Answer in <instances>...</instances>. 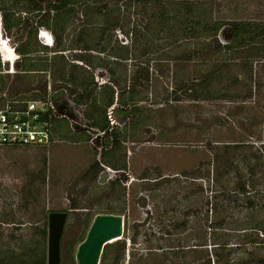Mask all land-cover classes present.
I'll list each match as a JSON object with an SVG mask.
<instances>
[{
  "label": "rangeland",
  "instance_id": "1",
  "mask_svg": "<svg viewBox=\"0 0 264 264\" xmlns=\"http://www.w3.org/2000/svg\"><path fill=\"white\" fill-rule=\"evenodd\" d=\"M165 1L174 7L176 2L196 1L198 6L209 2L211 5H207L219 20L243 18L264 25V0ZM102 2L111 9L109 15L114 11L112 18L121 15L125 23L131 20L139 27L147 24L149 12L137 9L128 1L123 4L119 0ZM8 7L16 18L22 17L19 27L5 28L3 18ZM74 8V17L63 34L64 43L71 50L68 55L73 54L72 49L77 46L78 34L89 32V37L95 38L91 43L93 57L101 53L99 44L107 46L110 57L117 52L122 57L116 66L119 91L124 90L126 94L133 91L140 111L130 112L127 123L118 125L116 130L121 140L111 161L112 167L102 163L95 132L86 136L63 127L46 146L0 145V255L18 259L29 253L35 241H44L45 229L48 251V215L52 211H67L61 256L70 258L72 248L78 247L87 231L85 213L89 211L95 216L105 213L107 208L125 206L123 236L110 243H120L122 247L125 244L120 264H203L206 256L220 242L226 241L228 251L233 252L232 258L244 259L245 253L253 248L245 236L243 240L241 237L250 229L232 237L228 230L212 228L208 216L223 200L224 189H228L225 193L229 194L232 204L238 206L244 202L243 195L237 194L235 188L238 182L249 183L245 180L249 172L236 162L245 158L250 165L256 160L264 165V40L261 38L254 46L235 48L218 57L209 38L204 39L206 49L200 50L204 40L187 39L181 30L172 37L174 29L159 35L142 29L126 40L125 33L116 28L114 35L112 31L99 38L95 33L98 24H82L85 5L78 4ZM118 8L122 9L121 13ZM34 13L28 11L24 1L0 0V31L3 30L11 45L21 48L30 43V31L37 28L39 20L33 18ZM177 22H171L170 26ZM116 34L123 37L126 50L119 47L121 43L114 42ZM151 39L159 40L155 41L159 50L156 45V49L145 45ZM220 40L225 44L231 38L225 33ZM37 41L42 46L38 36ZM31 42L33 48L40 47L34 39ZM147 46V54H144ZM209 56L215 61L212 74L220 87L216 95L221 92L223 97L211 99L206 95L194 100L188 95L192 90L184 86L198 80ZM19 61L15 65H3L0 56V79L5 87H0V107L12 99L31 100L33 97L23 98V95L30 96L33 90L44 85L47 89L49 84L53 87L59 81H70L52 72L54 67L50 73H22L17 68ZM70 73L71 67L67 66V76ZM96 78L106 83L107 72L96 70ZM102 83L93 86V93H103ZM120 98L115 94L114 102ZM134 119H141L136 130L128 126ZM242 143L244 147L240 146ZM223 156L228 158L229 165L230 158L235 156L233 163L236 164H232L239 170L229 169ZM124 163L127 174L118 176L114 167ZM116 177H125L124 203L119 200L124 186L114 184ZM259 177L257 190L260 191L253 193V197L264 204L262 172ZM72 205L78 207L71 209ZM228 223L234 225L233 220ZM243 225L249 227L250 224L245 221ZM258 236L254 239L264 234ZM108 249L109 255L114 256L113 249Z\"/></svg>",
  "mask_w": 264,
  "mask_h": 264
},
{
  "label": "trees",
  "instance_id": "2",
  "mask_svg": "<svg viewBox=\"0 0 264 264\" xmlns=\"http://www.w3.org/2000/svg\"><path fill=\"white\" fill-rule=\"evenodd\" d=\"M19 1H24L28 11L35 12L33 18H38L39 20L37 21V28H34L35 30L30 31V43H27L21 48H17L18 52L22 55V61H20L17 65L18 70L22 73L27 74L30 72H51L52 67H54V71L52 72L59 74L62 78L69 79L74 84L80 85L85 89L89 87L90 105L88 108V115L90 116V118L93 119L94 126L100 128L101 130L107 131L109 130V128L112 127L108 115V107H110L114 103L115 94L120 95L121 98L119 99V102L123 103L124 105L130 104L132 106L133 113H139L140 107L135 102V100L137 99V95L133 91H128L127 94L124 92V90L119 91L120 83L117 79L118 69L116 66L119 63L118 59L122 57H120L117 52L116 55L113 54L111 57L107 55L109 53L107 52V46H102L101 44H99L101 53H98V56H96L98 61L96 62L92 59L88 62V64L93 67H96V65L98 64H100V66L103 65L111 76L109 83L103 86V93H101L100 95L93 93V91L95 90V88L93 87L95 85L93 75L89 76L85 74L86 71H80L78 66L72 65L71 61H69V59L67 58V55H64L63 53H57L53 55L50 54L51 51L63 52L68 50V47L64 43L65 39L63 37V34L65 33L68 24L72 21L74 17V7L76 5H85L83 15L84 19L82 21L83 25H99L98 28L95 27V33L99 38L102 37L104 33H108L107 35H109V33H111L112 31L114 35V33H116V28L121 33H125L124 36L127 35L126 37H128L130 34L134 35L136 32H142V29L149 30L148 34L156 33L158 35L162 33H167L168 30L174 29L172 35V37H174L177 36V34L179 33L178 30H181V33H184V36H186L187 39L195 38L201 41L206 38H209L208 40L211 41L210 44L214 52H216V56L218 57H221L222 54H226V52H231L235 48L254 46L258 44V42H260L261 38L264 40L263 24L256 23L254 21L243 18L227 21L219 20L214 16V10H212V7L209 8L208 5H211V3L209 4V2L199 4L200 7L198 6V2L196 1L191 3L176 2L174 3V7V5H168L167 1L165 0H119L120 4L121 2L123 4L124 1H128L134 7H137V9H140L141 11H144L146 13L149 12L147 24H145V26L142 25L139 27V25L135 24V22H131V20L125 23L121 15H119V17L117 16L112 18L114 11L112 15H109L111 9L108 8L109 6L107 4H102L103 0H62L60 4H51L49 7H44L37 0ZM90 1L92 3H89ZM122 9L118 8V13H121ZM5 11L6 12L4 13L3 18L5 28L12 29L14 27H19L23 20L22 17L16 18V14L11 7H8L7 9H5ZM186 18H189V21H186ZM173 21H178L177 25L170 26V23ZM24 22H26V24L29 23V21L26 20ZM27 26L28 25H26V27ZM40 26H45L53 32L57 41L55 48L50 49L47 46H41L38 43L37 30ZM127 26L129 27L128 29H126ZM223 27L227 28V38H231V41L225 44H223L219 38V32ZM89 33H79L77 40L84 41L88 44L90 43L87 48L89 47V49L94 50L93 44L91 43L92 40H95V38H93L92 36L89 37ZM32 39H34L35 44L37 43V45H40L39 48H33V43L31 42ZM115 41L119 44L121 43L119 47L126 50L127 44L123 43V41H120L117 38V34L116 39H114V42ZM155 41L159 40L153 41L151 39L147 41L145 45L150 44L148 46L152 45L154 49H156V45L157 50H159L158 45L157 43H155ZM203 42V44L198 49L203 50L205 48L206 41L204 40ZM107 45L109 46L108 43ZM148 46L146 47V52H144V54H147L149 48ZM188 54L190 55L191 53ZM208 58L209 59L204 62L205 71L201 74L200 77H198V80H194L190 85L186 84L184 86L187 87L188 90H192V93H188V95L194 100L206 98V95H209L211 99H218L221 96V92L220 95H216L220 91V87L218 86V80L215 78L216 76L212 74L215 68V61L210 59V56ZM67 66H71V73L68 76L66 74ZM1 67L2 64L0 62V72L2 71ZM0 81L2 80L0 79ZM0 87L5 88L3 86V81ZM45 96L46 92H43L42 95H23V98L33 97V99L36 100L39 98L42 99ZM13 100L14 99H12L11 101ZM140 121L141 119H134L133 121H130L128 123V126L132 130H136ZM116 129L117 128H113L111 132L114 144L112 149L103 152V163L111 164V161L114 159L116 151L119 148L121 134ZM61 132L62 130L59 128V126H57L56 131L54 132V138L55 135H59ZM243 145L244 143H242V145L240 146ZM236 148H239V146H237ZM223 158L226 160L225 163L231 170L236 169L234 166L236 163L243 164L249 172V175L245 180H247V182H249L250 184H245V181H242V183H237L235 191H237V194L243 195L244 200L242 205L238 206L237 204L231 203L229 194L226 195L225 193L228 191V189H224V193H222V195L224 194V198L220 201V203L218 202L216 204L215 208H213L214 210L212 214L210 215V217L208 216V222L212 224L211 226L214 229L217 228V230L221 229L223 231L228 230V234H230L232 237L234 235L236 236L238 233L240 234L241 231H245L247 228H249L250 232L243 234L241 238L243 240V236H245V239H248L249 243H251L253 250L249 252L247 251L245 253L247 254V256H245L244 259L237 261L236 259L232 258L233 252L228 251L229 242H220V244H218V246L214 248V251L211 252V254L209 253L208 256H206L207 259H205L203 264H264V255H261L262 252L264 253V236L257 240L254 239L255 237L259 238L258 235L264 234V204L260 201H256V199H254L255 195L253 197V193L260 191L257 190V186L260 183L258 181L260 179L259 172L263 173V177L261 178V180L264 181V165H261L259 160L254 161V163L250 165L248 163V159L245 158H242L238 162L233 163L235 156L230 158L231 163L229 165L228 158L226 159L225 156H223ZM262 166L263 171L260 170ZM120 167L127 170V165L125 163ZM114 184L119 185L120 187L124 186L123 194L121 195V197H119V200L122 201V203L126 202V185H123V183L119 179H117ZM77 207L78 206L76 205H72V207L70 208L76 209ZM124 212H126L125 206L117 209L114 207H110L107 208V210L105 211L106 214L118 213L120 215H122V213ZM85 215L87 217V231L82 236L80 243L85 240L88 230L94 218L98 214L92 216V214L88 211V213H85ZM244 216H247L248 218L244 219ZM229 220H233L234 225L229 224ZM245 221H248V223L250 224L249 227H244L243 223ZM43 234L44 241H35L29 253H26L18 259H12L10 257L6 258L3 255H0V264H47L46 229L43 231ZM133 238L134 237H132V239ZM133 241L135 242V239H133ZM75 246L72 248L71 254H69L71 255L70 258L62 256L60 264H77V247ZM107 247H111L113 249L114 256L109 255L110 251L109 249L107 250ZM124 251L125 244L123 247L120 243L116 245H110V243L107 244L103 250L100 264H120L124 257Z\"/></svg>",
  "mask_w": 264,
  "mask_h": 264
},
{
  "label": "flooded vegetation",
  "instance_id": "3",
  "mask_svg": "<svg viewBox=\"0 0 264 264\" xmlns=\"http://www.w3.org/2000/svg\"><path fill=\"white\" fill-rule=\"evenodd\" d=\"M37 1L44 7H49L51 4H60L62 0H37ZM37 36L40 42L42 43V45L47 46L50 49L55 48L57 44L56 37L50 29H48L45 26H40L38 28ZM126 36H124V38H126L127 40ZM117 38L120 41H123L124 43L123 37L121 39V37L119 38L117 35ZM89 44L85 43L84 41L77 40V46L72 49L73 54L68 55L71 52L70 48H68V50L63 52L51 51L50 54L53 55L57 53H63L64 55H67V58L69 59V61H71L72 65L77 64L79 69H83V71H86V75L89 76L93 75L95 85L97 83L101 85L102 83L97 78L95 80L96 70L104 69L108 75L107 82L104 84L102 83V86H104L105 84L109 83L111 76L103 65L100 66V64H98L96 65V67H93L88 64L90 60L97 59L96 56L92 57L93 50L89 49V47L87 48ZM0 56L3 65L6 63L15 65V63H17V60L22 61V55L18 52L15 46L10 44L9 39L4 37L2 29L0 31ZM80 57L84 60H82ZM47 73H50V71H48ZM70 81L69 82L67 81L63 82V80L59 81V84L56 86L53 85V87L51 84H49L47 86V89L46 86L44 85V87L42 86L43 88L41 89L33 90L30 96L42 95L43 92H46V96L42 99L39 98V100L48 101L49 104L52 106L54 113V118H53L54 132L56 131L57 126H59L60 129L63 127L70 128L72 131L85 134L86 136L88 135L90 136L92 133L95 132L96 142L100 145V147L98 148L99 150L98 152L101 155V159H102L103 152L109 151L110 149H112L114 145L113 138L111 136L112 129L117 128L118 125H121L122 123L125 124L127 123V121L130 119V112L132 113V106L130 104L124 105L123 103L119 102V100L114 102L110 107H108V115L111 121V126L113 128L112 127L109 128L108 131L101 130L100 128L94 126L93 119L90 118V116L88 115V108L90 105L89 104L90 88L87 87V89H84L85 90L84 91L82 89L84 87L81 86L82 88H80V85H76L72 81L71 82ZM102 86L100 87L102 88ZM27 96H29V94H27ZM62 122L66 123V126H64ZM106 165L111 167L113 166L108 163ZM114 169L115 172L118 174V176H121L122 174H127L128 171V168L126 170L121 167L118 168L114 167ZM124 178L125 177H118L117 179L121 180V182L123 183ZM126 178H127V182H129L128 177Z\"/></svg>",
  "mask_w": 264,
  "mask_h": 264
},
{
  "label": "water",
  "instance_id": "4",
  "mask_svg": "<svg viewBox=\"0 0 264 264\" xmlns=\"http://www.w3.org/2000/svg\"><path fill=\"white\" fill-rule=\"evenodd\" d=\"M219 33L220 39L225 37L227 28ZM67 211H52L48 215V251L47 264H60L62 237L68 219ZM124 217L119 214H98L76 251L77 264H99L104 247L123 236Z\"/></svg>",
  "mask_w": 264,
  "mask_h": 264
},
{
  "label": "built area",
  "instance_id": "5",
  "mask_svg": "<svg viewBox=\"0 0 264 264\" xmlns=\"http://www.w3.org/2000/svg\"><path fill=\"white\" fill-rule=\"evenodd\" d=\"M53 118V109L48 101H8L0 107V145H49L54 139Z\"/></svg>",
  "mask_w": 264,
  "mask_h": 264
}]
</instances>
